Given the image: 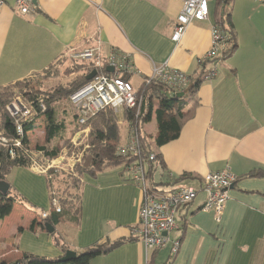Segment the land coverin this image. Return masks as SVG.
<instances>
[{
  "label": "crops",
  "instance_id": "obj_1",
  "mask_svg": "<svg viewBox=\"0 0 264 264\" xmlns=\"http://www.w3.org/2000/svg\"><path fill=\"white\" fill-rule=\"evenodd\" d=\"M37 6L34 13L22 14L15 0H8L0 11V88L97 44L104 56L113 51L130 54L137 67L131 81L140 79L134 85L138 89L154 64L167 63L194 78L205 68L199 60L211 48L219 18L218 5L212 3L209 19L191 23L176 42L172 35L183 0H37ZM230 16L235 49L220 60L217 75H204L194 98L199 104L179 137L154 147L169 175L188 176L177 183L198 186L207 173L230 169L237 180L220 220L213 210L202 208L201 193L178 210L177 228L169 237L181 241L170 262V242L154 252L142 241H130L90 264H264V177L248 175L264 170V2L232 0ZM189 102L185 109L194 104L191 95ZM145 129L152 136L157 133L154 116ZM156 171L161 180V170ZM6 180L12 192L8 196L18 200L7 201L10 214L0 220V236L9 248L0 249V262L15 261L24 252L63 256L39 223L31 230L32 221L40 220L50 206L47 176L16 167ZM141 202V189L127 181L123 166L107 169L85 178L79 227L61 223L57 230L75 251L131 237L138 228ZM13 217L9 228L6 222Z\"/></svg>",
  "mask_w": 264,
  "mask_h": 264
},
{
  "label": "built area",
  "instance_id": "obj_2",
  "mask_svg": "<svg viewBox=\"0 0 264 264\" xmlns=\"http://www.w3.org/2000/svg\"><path fill=\"white\" fill-rule=\"evenodd\" d=\"M226 0H183L182 9L177 16L174 25L172 39L179 42L184 36L187 27L194 21L209 19L211 4L218 5ZM228 1V0H227ZM263 3L264 0H255ZM8 0H0V11ZM15 5L22 14H31L36 11L33 0H15ZM235 43L228 32L223 30L217 22L212 28V43L210 50L200 59L205 66L206 78L218 74V65L226 54L233 51ZM71 58L92 61L97 70L96 76L84 87L70 96L79 126L89 122V118L107 107H112L120 114V110L127 107L135 112V117L142 109L143 94L134 86L129 75L137 72V67L131 60L130 54L123 51H113L107 56L102 53L101 44L88 46L81 51H72ZM210 64L209 68L207 65ZM113 68L112 72L101 73L99 69ZM152 82L164 86L171 96L179 92L187 94L191 81L185 72L173 69L167 63L154 64L152 73L143 78L142 85L147 87ZM30 103V102H29ZM33 104V103H31ZM42 111H34L33 107L20 98L7 106L14 121V135H6L0 129V146L8 147L12 155L16 148H24L23 136L26 126L30 123L39 124L40 114L47 110L45 104H41ZM128 141L117 148V154L121 156L139 155V132L134 125L128 127ZM156 154L150 155L149 161ZM137 163L129 170L128 182L136 184L142 192V202L139 210V224L133 232L139 237L148 250L161 249L171 244V251L176 254L180 247V240H170L169 234L177 228V213L181 206L190 204L201 193L205 195L203 209L213 210L220 220L225 204L229 198V192L237 177L225 168L221 171L209 172L195 187L180 185L176 179L170 176L168 187L157 184L149 169L150 162ZM46 217V213L43 214ZM167 234V235H166Z\"/></svg>",
  "mask_w": 264,
  "mask_h": 264
},
{
  "label": "trees",
  "instance_id": "obj_3",
  "mask_svg": "<svg viewBox=\"0 0 264 264\" xmlns=\"http://www.w3.org/2000/svg\"><path fill=\"white\" fill-rule=\"evenodd\" d=\"M231 2L232 0H226L225 2L220 1L218 3V22L221 24L223 30L229 33L233 42L235 43V36L231 30V27L233 26L230 16ZM36 7H38L37 4L35 5V8ZM227 55L228 54H226V56ZM61 58V60H63L62 63H65L66 60L70 62V65L64 70L65 74H75L77 77L75 76L74 79L67 82L66 85L59 86V89L55 92L45 94L44 96L37 94L36 92H32L28 97L30 100L29 102L33 103L34 107L38 111L41 109L40 102H44L47 105L46 116L48 119H50V123L47 125V130L50 140L62 137V133L67 129L66 120H57L55 109L54 107L52 108L51 103L59 99L62 100L63 98H67L84 87L88 83L87 75L96 68L92 61L74 59L70 56H62ZM59 61V59L56 60L41 72L36 73L34 76L49 72V70L55 71L50 76H58L61 71H63L62 66L55 67V63ZM99 71L101 73H107L106 67L99 69ZM204 75L205 69L201 71L199 76L194 78L191 77L190 95L192 101H194V104L189 109H185L182 97H178L177 95H169L167 89L156 82H152L147 87L142 86L140 88V93L143 94V103L139 115L135 117L134 111L129 108H125L126 118L129 121L128 123H130L131 126L134 125V127H136L139 132L141 149L139 155L121 156L117 154L116 147L122 138L120 132L121 129L118 125L119 115L112 108H106L100 111L96 116L89 120L88 123L85 124L91 126L92 128L90 143L91 146L88 154L84 156V162L78 165L75 169L77 174L83 175L84 173H87L88 176L95 177L98 173L104 170L118 166H123L127 172L137 163L149 161L151 153L154 152V147H161L166 143L178 138L185 123L194 115L195 108L199 104L194 100V98L201 85L203 77H205ZM28 79L29 78L17 81L13 84H9L0 88V129L4 130L5 134L8 136L14 135V121L7 112L6 106L11 102L15 88H19L21 91L26 90V86H28ZM72 115L75 117L74 120L78 122L77 114L73 112ZM153 116L156 118L157 125V133L154 136L149 134L145 129L146 124L152 120ZM37 126L38 124L30 123L26 126V131H33ZM36 149L42 153L41 156L44 158L54 159L58 157L62 149V143L54 144L52 147L47 145H38ZM32 155L33 150L30 148V142L28 138H25L24 140V148H18L14 157L10 156L8 151L4 147L0 146V180L6 179L11 170L16 167H30ZM149 162V169L152 175L158 169H160L162 172L161 175L163 177L157 184H169L171 177L165 169L163 157L156 153L155 158ZM248 175L264 177V170H253ZM187 177L188 176L183 175L181 178L176 179V182ZM52 180V178L47 176L50 206L47 210V217L42 219V225L44 226V223H49L51 226L56 228L51 236L55 245L66 253V251L70 249V246L67 245L63 240L61 234L57 230V226L61 223H65L74 225L76 228L79 227L82 189L79 196L77 197V199L79 198V205H76L74 198L71 194H68L67 190L60 195L55 193ZM0 198L3 201V204L0 206V219H3L10 210V205L7 204V201L18 199L4 196L1 192ZM55 199L58 201L59 206L61 207L60 211H57L56 207L54 206ZM36 221L37 220H34L31 224V230L33 231L36 228ZM130 241H139V237L133 234L131 237H125L113 242L108 241L104 243H96L84 247L77 251V257L75 259L68 262L62 261L60 257L48 258L33 253L24 252L22 253L21 257L15 261H3L0 262V264H90L94 258L106 255L117 247H120L122 244ZM157 250L160 249H155L152 251L157 252ZM176 255L177 254H173L171 251L169 262L170 259L174 258ZM149 262L148 264H150Z\"/></svg>",
  "mask_w": 264,
  "mask_h": 264
},
{
  "label": "rangeland",
  "instance_id": "obj_4",
  "mask_svg": "<svg viewBox=\"0 0 264 264\" xmlns=\"http://www.w3.org/2000/svg\"><path fill=\"white\" fill-rule=\"evenodd\" d=\"M91 46H95V45H91ZM231 52H233V51H231ZM65 57H67V56H65ZM61 59L62 58H59L60 61L55 63V67H61L62 66V69H63V71H61V73L58 76L57 75L50 76L55 71L49 70V72H46L43 74H37L36 76L33 75V76L29 77V79L27 80L28 86H26L27 87L26 90L21 91V89L15 88L13 98H12L11 102L9 104H7V106L10 105L14 100L20 98L22 101L30 104L33 107L34 111L40 112V111L36 110V108L34 107V104L29 103L30 100L28 99V97L31 95V93L36 92L37 94L44 96L45 94L55 92L56 90L59 89V86L66 85L67 82L71 81L76 76L75 74H72V75H68V74L66 75L65 74L64 70L70 65V62L68 60H66L65 63H62L63 60H61ZM199 62H200V60H199ZM109 68H111V67H109ZM94 70H96V69H94ZM106 71L107 72L109 71L108 68L106 69ZM112 71H109V72H112ZM131 76L132 75L128 76L129 80H131ZM89 81L90 80H88V82ZM139 81H140L139 78L132 79V83H134V85H137V83ZM190 81H191V77H190ZM142 86L143 85L141 84L140 88ZM179 93H181V92H179ZM179 93H177L176 95H178ZM70 96L67 98H63L62 100L59 99V100L53 101L51 103L52 108L54 107V109H55L57 120H59V121L66 120V122H67L66 123L67 129L65 132L62 133V137L54 138V139L50 140L49 135H48V130H47V125L50 123V119H48V117L46 116V111H47L46 110L45 112L40 114V116H39L40 117V119H39L40 123L35 128V130L28 131V132L26 131L27 133H25V135L23 136V142H24L25 138H28V140L30 142V148H31V150H33L32 162H31L30 167L34 168L35 170H37V171H39V172H41V173L45 174L46 176H49L50 178L53 179L52 181H53L54 191L57 195H60L67 190L68 194H71L72 197L74 198L76 205H79V198L77 199V197L79 196L81 189H83V185L85 184V178L88 175H87V173H84L83 175L79 174L80 175L79 176L77 174V172L75 171V169L77 168L78 165H80L84 162V156L86 154H88V152H89V149L91 146L90 143H91L92 128L89 125H84V126L80 127L79 123L74 120L75 117L72 114H73V112L76 113V109H75L73 103H71V101H70ZM189 99H190V89L187 92V94L182 97V101L184 102L185 105L189 106L190 105ZM41 104H45V103L40 102V105ZM7 106H6V110H7ZM45 106L47 107L46 104H45ZM107 108H112V107H107ZM125 108H127V107H124L119 111L120 114L117 113L119 115L118 125L121 129L120 132H121L122 138L116 147V152H117V148L120 145H124L128 141L127 126L129 127L130 123H128L129 121L126 118ZM41 111H42V108H41ZM7 112H8V110H7ZM98 113L99 112H97L95 115H92L89 118V120H91ZM9 115H10V113H9ZM153 126H154V121L151 124H149L147 126V128L149 129V128H152ZM57 143H62V149H61L58 157L54 158V159L44 158L43 156H41L42 153L40 151H38V149H36L38 145H47L49 147H52V146H54V144H57ZM4 148L8 151V153L12 157L15 156L16 151L18 149V147H17L15 150V154L12 155L10 153L8 147H4ZM153 153H155V152H153ZM123 169H124V172H126L124 167H123ZM84 172H86V171H84ZM128 172L129 171L126 172L127 181L129 178ZM6 179H4V180H6ZM154 181L156 183L160 182V175H159L158 171L155 172ZM179 183H180V185L194 186V182H191V181H185L184 180V181L179 182ZM167 187L168 186H166V188ZM195 187H197V186H195ZM11 193L9 191L8 195ZM54 206L56 207L57 211L61 210V207L59 206V203L56 199L54 200ZM8 213L10 214V212H8ZM44 213H46V217H47V211L41 212V217H38L40 220L36 221V225H38V223H39L42 228L47 230L48 233L52 234L53 232L48 231V229L46 227V223H44V226L42 225V219L46 218V217H43ZM7 216H8V214L5 215V217H7ZM4 218L2 219V221H4ZM15 220L16 219H14V217H13L12 219H10L9 221L6 222V224L9 225L8 226L9 228H10V225H12L13 221H15ZM54 229L56 230L55 227H54ZM7 232L10 233V230L8 231V229H7V231L5 233L7 234ZM11 237H12V235H11ZM4 243H5V239L0 236V249H2V250L7 249L5 251H9L8 246L5 245L7 247L6 248L4 246ZM61 257H60V259H61ZM7 258H9V255H7ZM0 261H2L1 257H0Z\"/></svg>",
  "mask_w": 264,
  "mask_h": 264
},
{
  "label": "water",
  "instance_id": "obj_5",
  "mask_svg": "<svg viewBox=\"0 0 264 264\" xmlns=\"http://www.w3.org/2000/svg\"><path fill=\"white\" fill-rule=\"evenodd\" d=\"M33 3L36 5L37 0H33ZM109 71H112V68H108ZM97 74V70H93L90 74L87 75V80L93 79ZM178 97L183 96V93H179L177 95ZM233 187V186H232ZM10 191V184L6 180H0V192L4 195L7 196L8 192ZM46 227L49 232H54V227L51 226L49 223H46ZM77 257V251L69 249L66 251V253L61 257V260L64 262L71 261Z\"/></svg>",
  "mask_w": 264,
  "mask_h": 264
}]
</instances>
